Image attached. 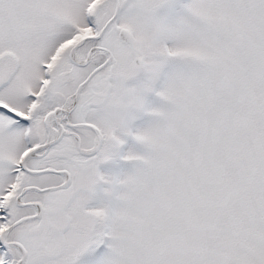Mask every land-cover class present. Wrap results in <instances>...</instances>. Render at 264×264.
Listing matches in <instances>:
<instances>
[{"label": "snow or ice", "instance_id": "1", "mask_svg": "<svg viewBox=\"0 0 264 264\" xmlns=\"http://www.w3.org/2000/svg\"><path fill=\"white\" fill-rule=\"evenodd\" d=\"M85 257L264 264V0H0V264Z\"/></svg>", "mask_w": 264, "mask_h": 264}, {"label": "rangeland", "instance_id": "2", "mask_svg": "<svg viewBox=\"0 0 264 264\" xmlns=\"http://www.w3.org/2000/svg\"><path fill=\"white\" fill-rule=\"evenodd\" d=\"M132 165L129 163H121V161L117 165H108L105 166L102 170L109 173H122L131 171ZM91 259L89 257H85L82 261V264H91Z\"/></svg>", "mask_w": 264, "mask_h": 264}, {"label": "trees", "instance_id": "3", "mask_svg": "<svg viewBox=\"0 0 264 264\" xmlns=\"http://www.w3.org/2000/svg\"><path fill=\"white\" fill-rule=\"evenodd\" d=\"M131 165V164H130Z\"/></svg>", "mask_w": 264, "mask_h": 264}]
</instances>
